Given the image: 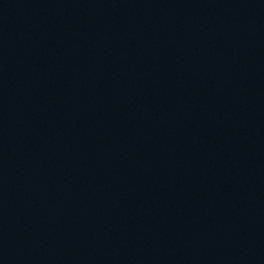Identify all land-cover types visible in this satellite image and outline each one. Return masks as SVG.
Returning a JSON list of instances; mask_svg holds the SVG:
<instances>
[{
	"label": "water",
	"instance_id": "95a60500",
	"mask_svg": "<svg viewBox=\"0 0 264 264\" xmlns=\"http://www.w3.org/2000/svg\"><path fill=\"white\" fill-rule=\"evenodd\" d=\"M0 264H264V0H0Z\"/></svg>",
	"mask_w": 264,
	"mask_h": 264
}]
</instances>
